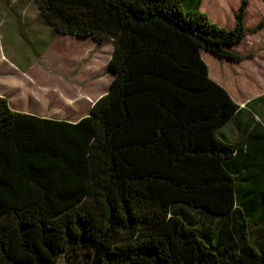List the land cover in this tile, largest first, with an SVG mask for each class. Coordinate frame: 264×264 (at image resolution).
I'll use <instances>...</instances> for the list:
<instances>
[{"label":"trees","instance_id":"obj_1","mask_svg":"<svg viewBox=\"0 0 264 264\" xmlns=\"http://www.w3.org/2000/svg\"><path fill=\"white\" fill-rule=\"evenodd\" d=\"M208 1L35 0L112 38L114 77L75 121L0 95V264H264V124L233 127L264 93L244 100L231 49L264 19L242 0L226 28Z\"/></svg>","mask_w":264,"mask_h":264},{"label":"rangeland","instance_id":"obj_2","mask_svg":"<svg viewBox=\"0 0 264 264\" xmlns=\"http://www.w3.org/2000/svg\"><path fill=\"white\" fill-rule=\"evenodd\" d=\"M229 1L218 0L219 5L208 1L202 9L212 21L229 28L234 24V11L242 0ZM247 1L246 27L249 29L264 19V2ZM0 46L10 58L26 63L36 61L37 53L42 52L43 57L30 72L34 78L51 87H64L68 95L72 94L73 85L84 84L89 94L84 99L88 102L94 97L86 105L77 107L75 112L66 103H58V117L76 118L89 112L95 96L106 93L114 77L110 67L114 48L112 38L98 41L93 36L79 37L60 32L41 14L35 0H0ZM231 49L244 55L236 70L237 85L244 100L264 93V25L247 34ZM256 106L260 107V103ZM229 125L218 130L220 137L223 138L221 131L226 132ZM62 261L59 260V264Z\"/></svg>","mask_w":264,"mask_h":264},{"label":"crops","instance_id":"obj_3","mask_svg":"<svg viewBox=\"0 0 264 264\" xmlns=\"http://www.w3.org/2000/svg\"><path fill=\"white\" fill-rule=\"evenodd\" d=\"M42 55L43 53L39 52L37 53L36 61H27L26 63L22 60L18 61L10 58L4 48L0 46V95L6 97L10 107L17 111L56 119H69L72 121L88 115L90 110L76 118H62L57 116L59 114L57 111L58 103H66L70 106L72 112H75L77 111V107L79 108L81 104L86 105L94 97H91L88 102L84 99V97H89V94L84 89V84L76 83V85H73L72 94L68 95L63 89L64 87H51L49 84L34 78L30 72L36 67L38 59L40 60L43 57ZM50 94H52L53 98ZM100 96H95V100ZM243 110L245 111L238 118L237 125L234 124L233 126L236 135L238 134L237 130H239L238 125L241 127L245 124L250 125L254 121L253 117L255 119L259 116L260 118L255 119V121L260 120V123L264 124V105L260 103V107L253 109L244 107Z\"/></svg>","mask_w":264,"mask_h":264}]
</instances>
